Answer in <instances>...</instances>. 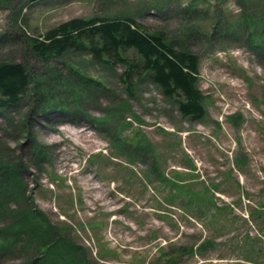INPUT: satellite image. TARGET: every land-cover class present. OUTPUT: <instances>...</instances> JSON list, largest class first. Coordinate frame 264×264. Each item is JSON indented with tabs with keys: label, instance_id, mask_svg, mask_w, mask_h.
<instances>
[{
	"label": "rangeland",
	"instance_id": "obj_1",
	"mask_svg": "<svg viewBox=\"0 0 264 264\" xmlns=\"http://www.w3.org/2000/svg\"><path fill=\"white\" fill-rule=\"evenodd\" d=\"M127 14L198 55L203 120L149 81L130 94L121 64L27 42ZM2 61L48 86L67 73L79 101L0 110V264H65L43 252L65 243L94 264H264V0H0Z\"/></svg>",
	"mask_w": 264,
	"mask_h": 264
},
{
	"label": "trees",
	"instance_id": "obj_2",
	"mask_svg": "<svg viewBox=\"0 0 264 264\" xmlns=\"http://www.w3.org/2000/svg\"><path fill=\"white\" fill-rule=\"evenodd\" d=\"M27 42L42 61L60 58L71 50H81L89 53L93 61L110 68L121 64L125 67L123 78L130 94L134 91V78L149 81L159 86L166 97L175 100L183 117L199 121L206 116V97L199 88L198 55L187 48L178 49L161 31H147L130 14L72 18L41 36H30ZM66 74L54 75L55 83L48 86L44 80H34L25 63L0 62V110L19 107L27 96L34 93L36 100L27 117L34 116L39 110L47 114L70 111L73 107L67 95L73 97V102L79 99L67 87L62 89V85L69 86L68 81L72 80ZM68 249L65 243L59 248L46 246L43 252L50 257L55 253L62 257L66 255L69 260L65 264H94L86 256L76 261L72 252L67 255ZM51 260L55 259L49 258L48 261Z\"/></svg>",
	"mask_w": 264,
	"mask_h": 264
}]
</instances>
